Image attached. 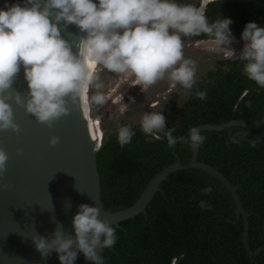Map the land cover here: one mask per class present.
Returning a JSON list of instances; mask_svg holds the SVG:
<instances>
[{
    "label": "trees",
    "instance_id": "obj_1",
    "mask_svg": "<svg viewBox=\"0 0 264 264\" xmlns=\"http://www.w3.org/2000/svg\"><path fill=\"white\" fill-rule=\"evenodd\" d=\"M208 21L229 17L232 37L241 40L247 21L264 24V0H212L205 6ZM213 37L207 33L181 36L182 41ZM239 54L219 58L201 79L188 89L177 107L175 90L161 102L165 126L156 130L160 138L145 133L140 124L120 121L105 129L103 144L96 154L100 175V198L106 209L120 210L139 195L147 180L162 166L187 159L189 143L182 142L191 126L217 124L231 119L256 122L264 114V90L243 71ZM197 91H205L204 99ZM87 113V112H86ZM89 115L91 111H88ZM128 125L131 141L118 143L117 129ZM173 129L176 144L168 146L165 132ZM205 139L197 159L216 166L239 186L237 194L248 216V245L264 246V123L258 130L232 126L221 131H200ZM229 137L234 138L233 142ZM258 138V139H257ZM257 139L253 147L249 142ZM211 185V191L202 189ZM145 211L112 225L116 240L100 250L104 264H264V250L247 256L241 240L242 222L235 221L234 204L228 191L205 172L176 170L159 184ZM205 201V207L199 201Z\"/></svg>",
    "mask_w": 264,
    "mask_h": 264
},
{
    "label": "clouds",
    "instance_id": "obj_2",
    "mask_svg": "<svg viewBox=\"0 0 264 264\" xmlns=\"http://www.w3.org/2000/svg\"><path fill=\"white\" fill-rule=\"evenodd\" d=\"M5 5L0 8V92L10 87L22 68L27 87L23 105L38 121L49 125L67 113L65 97L87 99L89 86L98 79L94 71L97 65L114 73H130L143 85H151L167 74L172 81L191 89L196 64L184 56L182 34L207 33L217 45H226L233 39L231 18L210 23L202 0L199 6L178 0H22L10 5L5 0ZM60 21L74 24L83 33L74 45L75 52L73 45L61 36ZM240 38L243 71L264 87V24L247 21ZM195 94L201 99L206 96L205 91ZM7 98V94L0 96V129L16 130L18 125L13 121ZM13 98L21 103L19 93ZM91 99L103 103L105 97L97 92ZM164 126L165 117L158 111L145 113L141 118L140 128L145 133L155 135L153 130ZM172 131L165 132L170 147L176 144ZM132 136L128 125L117 129L121 146L129 143ZM179 139L198 148L205 137L196 126H191L188 136ZM257 139L249 145L254 147ZM57 140L58 137L50 136L48 143L54 145ZM7 159L6 152L0 149V174ZM210 191L211 185L202 189L204 193ZM199 205L205 207V201H199ZM78 209L72 216L74 236H64L58 226L50 238L32 235L34 247L41 256L54 249L61 264H73L76 249L86 260L104 264L98 249L115 243L116 229L98 218L97 207L81 203Z\"/></svg>",
    "mask_w": 264,
    "mask_h": 264
},
{
    "label": "water",
    "instance_id": "obj_3",
    "mask_svg": "<svg viewBox=\"0 0 264 264\" xmlns=\"http://www.w3.org/2000/svg\"><path fill=\"white\" fill-rule=\"evenodd\" d=\"M12 3L19 4L22 0H7V4ZM194 3L199 6V1ZM5 6V0H0V8ZM58 24L61 36L73 45L75 52L74 45L83 33L74 24L63 21ZM15 93L21 97L20 104L13 98ZM5 94L18 127L16 130L0 129V149L8 156L5 170L0 174V264H61L54 249L41 256L34 247L32 235L50 238L59 226L64 236H74L72 216L81 203L97 207L98 218L116 227L119 222L139 213L145 215L148 202L161 190V181L176 170L188 168L205 172L228 191L234 204L235 221L242 222L241 240L247 256L252 258L264 250V246L251 250L248 245L250 213L244 209L237 194L239 186L231 183L216 166L198 160L199 147H191L187 159H180L174 153L175 160L162 166L147 180L133 203L113 211L106 209L100 198L96 154L101 146L89 132L83 99L65 97L67 113L49 125L38 121L23 105L27 87L22 68L15 74L10 87L0 92V96ZM263 123L264 114L253 123L231 119L196 127L199 131H221L232 126L258 130ZM116 124L120 125L118 119ZM50 136L58 137L54 145L48 143ZM76 251L73 264H94V261L86 260L79 249Z\"/></svg>",
    "mask_w": 264,
    "mask_h": 264
},
{
    "label": "rangeland",
    "instance_id": "obj_4",
    "mask_svg": "<svg viewBox=\"0 0 264 264\" xmlns=\"http://www.w3.org/2000/svg\"><path fill=\"white\" fill-rule=\"evenodd\" d=\"M194 41H182V51L185 58L191 59L196 64L194 83L201 79L206 70L214 67L216 59L239 54L243 48V41L236 38H233L230 43L226 45H217L214 38ZM94 71L98 79L93 82V85L89 86L86 94L87 99H85L86 103L83 99L85 113L90 110L88 99L90 100L97 92L103 94L107 87H112L113 84L120 82L117 92L123 93L122 101L107 108L104 117V126L105 129L108 130L117 125V119L122 122L129 121L140 124L143 114L155 111L160 112V101L153 108H149L148 103L151 99H155L157 94L164 92L169 85L172 86L171 91L175 90L179 95L177 107H179L188 96V89L184 88L178 82L169 79L167 74H165L164 78L158 79L151 85L139 84L133 89H128L126 87L127 83L135 78L132 74L114 73L104 68L102 65H97ZM97 84L99 87L95 86ZM110 84L111 86H109ZM94 103L95 101L91 99V104Z\"/></svg>",
    "mask_w": 264,
    "mask_h": 264
},
{
    "label": "built area",
    "instance_id": "obj_5",
    "mask_svg": "<svg viewBox=\"0 0 264 264\" xmlns=\"http://www.w3.org/2000/svg\"><path fill=\"white\" fill-rule=\"evenodd\" d=\"M195 42V41H194ZM140 83H137L135 81V78L131 81H129L126 85L128 89H133L137 87ZM120 82L117 84H113L112 87H107V89L104 91L103 95L105 97L103 103H97L95 102L94 104H91V113L93 114V119L95 122V127L97 128V139H98V145L102 146L103 144V138L105 135V126H104V117L107 111V108L113 105H116L119 103V101H122V96L123 93L117 92V89L119 88ZM111 86V84L109 85ZM172 86L169 85L168 88L165 89L164 92L159 93L156 95L155 99H151L148 103L149 108L155 107L159 101L160 103L166 98L168 93L171 91ZM160 131V130H159ZM155 135L153 133H148L151 134L154 138H157L158 133L156 130H153Z\"/></svg>",
    "mask_w": 264,
    "mask_h": 264
},
{
    "label": "bare ground",
    "instance_id": "obj_6",
    "mask_svg": "<svg viewBox=\"0 0 264 264\" xmlns=\"http://www.w3.org/2000/svg\"><path fill=\"white\" fill-rule=\"evenodd\" d=\"M183 1V2H182ZM186 1H188V2H186ZM196 1H199V0H195V1H193V0H180V2L179 3H193L194 5H195V3L194 2H196ZM209 1H211V0H202V3H203V5L204 6H206V4L209 2ZM95 70V69H94ZM84 101H85V103H86V100L84 99ZM88 106H89V108H90V111H91V101L88 99ZM85 116H86V122H87V124H88V128H89V132H90V134L92 135V137L93 136H95V139L98 141V139H97V128L95 127V122H94V119H93V114L91 113L90 115H89V113L87 112V113H85ZM99 142V141H98Z\"/></svg>",
    "mask_w": 264,
    "mask_h": 264
},
{
    "label": "flooded vegetation",
    "instance_id": "obj_7",
    "mask_svg": "<svg viewBox=\"0 0 264 264\" xmlns=\"http://www.w3.org/2000/svg\"><path fill=\"white\" fill-rule=\"evenodd\" d=\"M208 37H206V38H203V39H207ZM210 38H214V37H210ZM203 39H200V40H203ZM194 41V40H193ZM197 41V40H196Z\"/></svg>",
    "mask_w": 264,
    "mask_h": 264
}]
</instances>
